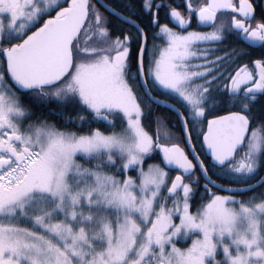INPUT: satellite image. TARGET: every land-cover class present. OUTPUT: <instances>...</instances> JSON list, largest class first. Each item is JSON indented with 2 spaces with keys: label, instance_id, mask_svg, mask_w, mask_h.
Segmentation results:
<instances>
[{
  "label": "snow or ice",
  "instance_id": "1",
  "mask_svg": "<svg viewBox=\"0 0 264 264\" xmlns=\"http://www.w3.org/2000/svg\"><path fill=\"white\" fill-rule=\"evenodd\" d=\"M264 0H0V264H264Z\"/></svg>",
  "mask_w": 264,
  "mask_h": 264
},
{
  "label": "flooded vegetation",
  "instance_id": "2",
  "mask_svg": "<svg viewBox=\"0 0 264 264\" xmlns=\"http://www.w3.org/2000/svg\"><path fill=\"white\" fill-rule=\"evenodd\" d=\"M173 2L179 3L180 0H173ZM259 103H260L261 106H259ZM259 103L257 104L258 106L256 105L257 108L264 107V106H263V105H264V98H261L260 101H259ZM261 103H262V104H261Z\"/></svg>",
  "mask_w": 264,
  "mask_h": 264
},
{
  "label": "bare ground",
  "instance_id": "3",
  "mask_svg": "<svg viewBox=\"0 0 264 264\" xmlns=\"http://www.w3.org/2000/svg\"><path fill=\"white\" fill-rule=\"evenodd\" d=\"M258 103H259V102H258ZM261 104H262V103H261ZM257 106H258V105H257ZM259 106H261L260 103H259ZM263 106H264V105H263Z\"/></svg>",
  "mask_w": 264,
  "mask_h": 264
}]
</instances>
